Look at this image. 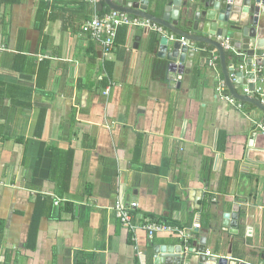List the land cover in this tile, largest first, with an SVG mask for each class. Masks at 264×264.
<instances>
[{
	"label": "crops",
	"instance_id": "obj_1",
	"mask_svg": "<svg viewBox=\"0 0 264 264\" xmlns=\"http://www.w3.org/2000/svg\"><path fill=\"white\" fill-rule=\"evenodd\" d=\"M111 10L0 0V264H166L156 248L182 239L150 238L147 220L185 229L195 245L206 237L212 253L262 260L264 114L218 95L212 46L214 66L198 44L180 87L166 81L159 32L137 40L140 28L122 25L106 55L81 26ZM118 201L138 202L135 229ZM235 205L231 233L224 214Z\"/></svg>",
	"mask_w": 264,
	"mask_h": 264
},
{
	"label": "water",
	"instance_id": "obj_2",
	"mask_svg": "<svg viewBox=\"0 0 264 264\" xmlns=\"http://www.w3.org/2000/svg\"><path fill=\"white\" fill-rule=\"evenodd\" d=\"M105 1L112 10L149 18L167 29L155 47L158 56L168 61L166 81L170 86L180 87L183 82L190 81L197 45L208 44L219 54L230 94L241 107L249 110L250 115L255 109L264 114V0ZM143 32L141 28L136 31L137 40ZM171 34L175 37L171 38ZM225 39L229 40V48L224 45ZM211 59L207 63H211ZM224 218V225L231 228V233H238V205L233 212L224 214ZM195 244L188 249L182 240L179 244L159 245L157 261L166 264H264V254L262 260L254 259V262L208 254L206 237H201L199 245Z\"/></svg>",
	"mask_w": 264,
	"mask_h": 264
},
{
	"label": "built area",
	"instance_id": "obj_3",
	"mask_svg": "<svg viewBox=\"0 0 264 264\" xmlns=\"http://www.w3.org/2000/svg\"><path fill=\"white\" fill-rule=\"evenodd\" d=\"M92 3H97L99 0H87ZM122 25H131L135 27H139L141 29H146L147 31H155L159 32L161 34H166L167 29H165L164 26L154 22L153 20L145 17L140 16H131L130 14L118 10H111L108 13L105 14H94L91 18L86 20L82 26L81 31L84 33H87L92 37L93 39L99 41L101 45L103 46L104 52L106 55L111 53L116 48V39L118 34V29ZM175 36L171 34V38H174ZM224 45L226 48H229V40H224ZM6 47L2 45V49H5ZM198 49V48H197ZM216 60H218L217 55H213L211 59V65L214 66V63H216ZM226 88V83L224 80H222L218 85V95L225 96L231 103L237 104L241 107V104L239 101H237L231 94H224ZM248 91V90H246ZM256 127L264 133V116L256 121ZM56 203H59L61 201V198H56ZM138 207L137 201L129 202V204H125L124 202L118 201L114 209L116 211L117 216L121 219L123 224L130 228L131 230L136 228V225L133 222V216L134 211ZM196 227H200V224L197 223ZM143 228L147 231L148 236L152 238L156 233L159 232H172V233H178L180 235L182 241L186 245V248H189V239L191 234L186 231L185 229H181L179 226H173L170 224H167L163 221H145ZM208 254L211 253V251H207Z\"/></svg>",
	"mask_w": 264,
	"mask_h": 264
},
{
	"label": "trees",
	"instance_id": "obj_4",
	"mask_svg": "<svg viewBox=\"0 0 264 264\" xmlns=\"http://www.w3.org/2000/svg\"><path fill=\"white\" fill-rule=\"evenodd\" d=\"M199 46L206 49V51L202 52V54H206L207 56H209V58L213 57V55H212L213 53L210 52V49L212 48L210 45L204 44V43H199ZM227 93H229L228 90H227ZM188 244L190 246L192 244V241H189Z\"/></svg>",
	"mask_w": 264,
	"mask_h": 264
}]
</instances>
